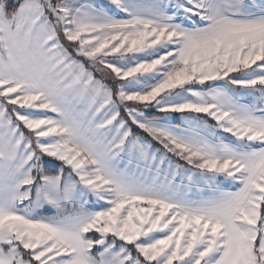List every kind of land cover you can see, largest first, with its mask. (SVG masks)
<instances>
[{
	"label": "snow or ice",
	"instance_id": "obj_1",
	"mask_svg": "<svg viewBox=\"0 0 264 264\" xmlns=\"http://www.w3.org/2000/svg\"><path fill=\"white\" fill-rule=\"evenodd\" d=\"M0 264H264V0H0Z\"/></svg>",
	"mask_w": 264,
	"mask_h": 264
}]
</instances>
